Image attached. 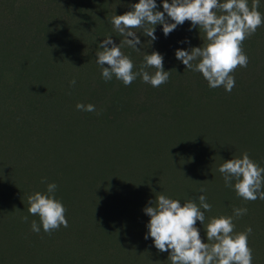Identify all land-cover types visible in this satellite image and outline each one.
Instances as JSON below:
<instances>
[{"label": "rangeland", "instance_id": "374dc122", "mask_svg": "<svg viewBox=\"0 0 264 264\" xmlns=\"http://www.w3.org/2000/svg\"><path fill=\"white\" fill-rule=\"evenodd\" d=\"M89 1L0 0V264H171L170 250L160 252L150 236L145 239L150 217L143 210L152 206L151 202L156 206L155 199L161 194L179 200L181 206L192 197L206 195L212 209L205 212L208 221H197L196 227L202 242L209 244L213 241H207L206 229L212 218L233 216L229 213L233 209L246 208L247 214L234 217V234L251 227L248 245L252 261H264V200L239 197L234 188L225 186L218 171L225 161L242 158L245 152L264 167V129L260 142H247L232 149L234 152L223 148L221 134L211 135L205 146L201 143L203 150L195 151L196 167L190 173L177 161H155L144 149L133 156L129 147L137 145L139 149L146 142L145 132L133 127L128 135L112 111L99 113V105L71 91H59L67 86L57 91L66 98L50 88L53 82L60 84L44 65L56 56L58 49H51L52 44L78 40L95 54L102 50L94 38L97 22ZM75 4L83 9V15H76ZM22 5L27 8L21 9ZM100 21L99 27L104 24ZM253 43L262 60L258 66L264 67V36L257 33ZM56 69L63 73L67 68L57 63ZM39 89L45 90L46 96L36 94ZM77 103L92 104L96 111H78ZM253 111L263 122V106H254ZM216 114L207 110L193 123H180L179 128L173 123L167 136L159 139L162 141L150 145L171 152V138L191 136L192 124ZM139 120L142 122V117ZM249 136L254 139L247 140H255L257 130ZM209 147L215 150L213 160L205 156ZM174 175L178 179L171 184ZM48 183L57 185L54 195L65 207L68 221L67 228L61 225L51 234L44 232L38 215L28 212V197L36 192L46 194ZM201 189L205 191L201 193ZM194 202L199 206L198 199ZM25 216L27 222L22 219ZM33 220L40 225L39 233L31 230Z\"/></svg>", "mask_w": 264, "mask_h": 264}, {"label": "clouds", "instance_id": "9594fccd", "mask_svg": "<svg viewBox=\"0 0 264 264\" xmlns=\"http://www.w3.org/2000/svg\"><path fill=\"white\" fill-rule=\"evenodd\" d=\"M259 6L260 0H252L251 7L248 0H171V3L162 0L163 11H158L156 0H139L131 5V11L115 15L111 23L125 37L123 43L139 51L137 46L141 42L135 29H143L144 36L150 38L151 44L157 39L154 34L156 25H162L164 35L168 36L177 26L190 21L192 28L198 26L204 31L208 43L189 50L177 49L176 59L182 61L186 68L202 73L210 88L223 87L230 93L235 87V78L231 74L238 67L246 68L249 63L241 45L264 24ZM218 11L222 14L218 15ZM98 48L102 51L96 53V63L102 69V78L106 82L115 76L129 86L139 76L144 83L156 88L169 79L170 71L164 70L163 56L158 52L145 55L144 64L138 72H134L132 60L123 54L111 36L105 38ZM198 59L199 63L194 66L193 61ZM147 68H155L156 71L150 74ZM75 83V79L70 82L71 85ZM76 108L78 111H96L92 104L77 103ZM218 171L223 176L225 186L234 187L239 197L246 201L264 200V167L253 161L247 152L242 154V158L225 161ZM233 180L236 181L234 185ZM41 182L46 183V180ZM56 189L55 183H48L46 194L36 192L28 197L29 214L40 217L43 230L48 234L58 230L61 225L68 227L66 209L54 195ZM204 191L200 190L201 193ZM197 199L199 206L194 202ZM155 200L156 206L151 202L152 206L143 210L150 217L145 239L150 236L160 252L170 250L171 264H252L253 253L248 245L252 228L234 234V217L247 214L246 208L233 209V216L212 218L206 229L207 241H213L209 244L202 242L196 227V222L203 224L205 212L212 209L206 195L192 197L183 206L179 200L163 194ZM22 219L27 222L28 217ZM31 230L35 233L41 230L35 220L31 222Z\"/></svg>", "mask_w": 264, "mask_h": 264}, {"label": "trees", "instance_id": "16d2710c", "mask_svg": "<svg viewBox=\"0 0 264 264\" xmlns=\"http://www.w3.org/2000/svg\"><path fill=\"white\" fill-rule=\"evenodd\" d=\"M138 2L139 0L89 1L88 5L94 11V21L97 22L96 32H98L94 34L97 47L105 38L111 36L114 43L121 47L123 54L132 60L134 72H138L141 65L144 64L145 55L152 52L160 53L163 56L164 70L170 71L169 79L166 83L154 88L150 84L144 83L142 77L139 76L129 86H125L115 76H113L112 80L106 82L102 78V69L95 62L96 54L91 47L84 46L78 40H68L66 42L63 40L62 43L51 45V49H58L56 56H53V62L47 59L46 63H44L49 76H57L60 79L59 85H54L53 82L50 88L57 92L60 87L67 86L64 89H59V91H71L76 96L79 95L83 99H88L89 103L99 105L101 107L98 110L99 113L112 111L115 121L118 120L121 129L129 131L128 135L131 134L130 130L133 127H138L145 132L146 142H140L142 144L139 149L137 145L129 147L133 156L135 154L137 156V150L144 149L147 151L148 157L151 156V153L153 154L152 157H154L155 161L166 162L169 159L170 161H177L178 164L185 165V168L190 173L194 172L193 168L194 166L196 167L194 164L195 151L203 150V147L199 148L202 146L201 143L205 146V143L210 141L208 139L213 134L214 136L222 135L223 148H227V151L242 147L247 142H260L262 140L261 131L264 129V121L261 122L256 119L253 109L254 106L255 108L263 106L264 108V67L258 66L262 60L256 55L257 50L253 40L257 37V33L260 34V37L264 36V26L258 27L260 32H255L253 36L251 35L243 41L241 47L247 55L249 63L246 68L238 67L237 69L240 71L235 70V87L229 93L223 87L210 88L202 73L186 68L182 61L176 59L175 52L177 49L189 50L193 47H203L208 43L204 37V31L199 29L198 26L192 28L190 21H185L183 25L177 26L168 36L164 35L162 25H156L154 34L157 39L151 44L149 42L150 38L144 36L143 29H135L141 42L137 46L140 49L139 51L124 44L125 37L115 30L111 21L115 15H123L131 11V5ZM156 3L158 5L157 10L163 11L162 0H156ZM169 3H171V0H169ZM12 4L16 5L17 3L13 2ZM251 4L252 0H248L249 7H251ZM20 8L25 10L27 6L22 5ZM73 9L76 15H83L84 13L83 9L76 4L73 5ZM258 10L263 16L264 0H260ZM217 14L222 13L218 11ZM74 16L72 13L69 15L72 18ZM99 21L104 23L100 27ZM169 22L171 23L172 21L169 19ZM11 26L13 27L12 24ZM149 27L151 26L149 25ZM129 39L131 38L129 37ZM91 41L89 40V42ZM182 41H188V43H181ZM57 63L64 64L67 68L66 71L63 73L57 72ZM197 63H199V59L193 61L194 66ZM95 69L97 70L93 73L92 71ZM146 70L150 74H154L156 71L155 68H147ZM254 76L256 79L253 78ZM73 79L80 83L71 90L73 85L70 82ZM51 80L55 81L53 77ZM162 89H164L163 93L160 91ZM39 93L46 96L45 90H37L36 94ZM58 93L60 98H66L67 96L62 92H57V95ZM147 93L150 96H147ZM143 94L144 96H142ZM57 98L59 99V97ZM209 104L215 105L207 108ZM207 110L217 114L213 116V119L204 120L197 125L195 123L192 124V133L188 134L191 136L186 138L185 136H180V138L173 137L169 142L167 141L171 145V152L168 149L163 150L165 149L164 147L159 146L162 149L160 150V148H154L157 146L150 145L152 142L162 141L159 139L167 136L168 132L166 130L169 125L175 123L176 128H179L182 122L187 123L192 120L193 123L195 118L202 116ZM141 117L143 120L139 122ZM156 119L157 122H155ZM138 123L142 125L138 126ZM101 128L103 127L101 126ZM256 130L258 137L255 140H247V138L254 139L249 134ZM195 136L197 137L196 140H194ZM119 150L118 148L116 149L118 153H120ZM187 150L190 152L186 153ZM206 153L207 159H215V150L213 148H207ZM168 154L171 158H168ZM217 164H214V170L217 169ZM157 174L155 173L154 175ZM176 179L178 178L174 175L171 179V184L175 183ZM151 185L155 189L152 180ZM229 213L234 215L232 212ZM205 219L207 220V218ZM162 259L160 260L164 262ZM252 264H264V261H252Z\"/></svg>", "mask_w": 264, "mask_h": 264}]
</instances>
